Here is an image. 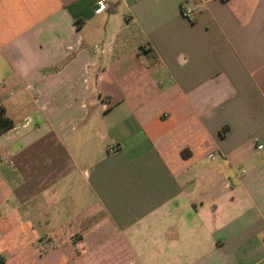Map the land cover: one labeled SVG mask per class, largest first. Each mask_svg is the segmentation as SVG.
<instances>
[{"label":"crops","instance_id":"1","mask_svg":"<svg viewBox=\"0 0 264 264\" xmlns=\"http://www.w3.org/2000/svg\"><path fill=\"white\" fill-rule=\"evenodd\" d=\"M95 6L0 0V264H264V0Z\"/></svg>","mask_w":264,"mask_h":264},{"label":"built area","instance_id":"2","mask_svg":"<svg viewBox=\"0 0 264 264\" xmlns=\"http://www.w3.org/2000/svg\"><path fill=\"white\" fill-rule=\"evenodd\" d=\"M110 1L111 0H96V6L94 10L95 15H102L106 13L110 8ZM193 15H194L193 9L189 7L187 4H184L182 6V16L187 20H192Z\"/></svg>","mask_w":264,"mask_h":264},{"label":"trees","instance_id":"3","mask_svg":"<svg viewBox=\"0 0 264 264\" xmlns=\"http://www.w3.org/2000/svg\"><path fill=\"white\" fill-rule=\"evenodd\" d=\"M14 126L13 121L6 115L4 111H0V136L7 133Z\"/></svg>","mask_w":264,"mask_h":264}]
</instances>
